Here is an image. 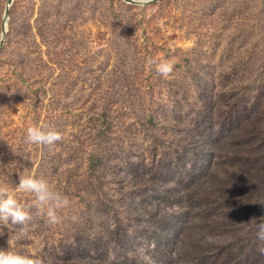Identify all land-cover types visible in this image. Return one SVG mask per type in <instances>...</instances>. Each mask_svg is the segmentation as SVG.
<instances>
[{"label":"trees","instance_id":"1","mask_svg":"<svg viewBox=\"0 0 264 264\" xmlns=\"http://www.w3.org/2000/svg\"><path fill=\"white\" fill-rule=\"evenodd\" d=\"M113 11L117 47L97 95L56 68L17 70L29 113L24 128L0 115V185L33 221L24 237L0 225V244L42 264H144L142 248L155 264H264V66L208 71L196 46L167 51L144 20ZM163 57L174 63L167 77L147 63ZM39 125L61 141L26 143ZM30 174L78 200L64 230L16 191Z\"/></svg>","mask_w":264,"mask_h":264},{"label":"rangeland","instance_id":"2","mask_svg":"<svg viewBox=\"0 0 264 264\" xmlns=\"http://www.w3.org/2000/svg\"><path fill=\"white\" fill-rule=\"evenodd\" d=\"M7 2L0 0V36ZM112 8L144 20L147 36L167 51L182 48L186 54L196 46L208 71L264 66V0H162L149 6L124 0H15L0 51V115L9 124L23 127L29 113L17 78L21 68H56L75 90L92 96L103 91L96 85L106 82L109 54L117 47L106 28ZM157 52L164 55L162 49ZM6 92L8 101L3 100ZM78 207L77 199L69 201L53 226L64 230ZM13 247L0 244V250L15 253Z\"/></svg>","mask_w":264,"mask_h":264},{"label":"clouds","instance_id":"3","mask_svg":"<svg viewBox=\"0 0 264 264\" xmlns=\"http://www.w3.org/2000/svg\"><path fill=\"white\" fill-rule=\"evenodd\" d=\"M147 63L150 66L155 65L157 74L164 77L169 76L174 69V63L168 60L157 63L149 59ZM61 139L62 135L59 132L46 130L44 125L31 126L26 133V143L39 146L41 149L53 146ZM16 191L33 194L35 197L34 207L40 215L46 218L49 224L55 225L61 222L62 218L58 215V210L67 206L69 201L59 191L50 187L45 179L36 178L31 174L22 176L16 185ZM32 221L33 215L30 208L22 206L6 185H0V225L19 226V236L24 237L29 234ZM256 229L257 239L264 241V222L258 223ZM0 235H3V233L0 232ZM150 247L154 249L155 243L152 242ZM261 251L264 252V249H261ZM140 252L144 264H155L146 249L142 248ZM0 264H42V261L18 253L0 250Z\"/></svg>","mask_w":264,"mask_h":264},{"label":"water","instance_id":"4","mask_svg":"<svg viewBox=\"0 0 264 264\" xmlns=\"http://www.w3.org/2000/svg\"><path fill=\"white\" fill-rule=\"evenodd\" d=\"M14 1L15 0H8L6 4V8H5V12L3 15V20H2V29H1V36H0V51L2 50L4 43H5L6 35L8 32V21L10 18V10H11V6L13 5ZM124 1L129 4H133L137 6H149L157 2H160L162 0H124Z\"/></svg>","mask_w":264,"mask_h":264}]
</instances>
